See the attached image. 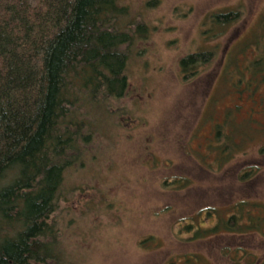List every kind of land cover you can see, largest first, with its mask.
<instances>
[{
    "label": "rangeland",
    "instance_id": "rangeland-1",
    "mask_svg": "<svg viewBox=\"0 0 264 264\" xmlns=\"http://www.w3.org/2000/svg\"><path fill=\"white\" fill-rule=\"evenodd\" d=\"M117 1L148 32L128 50L126 94L66 172L52 217L66 264H260L263 233L225 225L243 200L264 207V83L250 67L264 0ZM6 2L9 29L66 24L65 0ZM229 11L231 25L213 21ZM199 51L212 59L185 73L180 61Z\"/></svg>",
    "mask_w": 264,
    "mask_h": 264
},
{
    "label": "trees",
    "instance_id": "trees-1",
    "mask_svg": "<svg viewBox=\"0 0 264 264\" xmlns=\"http://www.w3.org/2000/svg\"><path fill=\"white\" fill-rule=\"evenodd\" d=\"M65 2L66 24L49 34L9 29L12 20L1 19L0 12V264L68 262L52 221L66 172L84 160L111 100L126 94L128 50L148 32L117 0ZM232 16L212 19L226 26ZM38 39L44 40L43 55L35 61ZM212 53L186 56L183 71L193 74ZM250 67L264 83V49ZM234 208L227 229L264 235V207L243 200Z\"/></svg>",
    "mask_w": 264,
    "mask_h": 264
},
{
    "label": "flooded vegetation",
    "instance_id": "flooded-vegetation-1",
    "mask_svg": "<svg viewBox=\"0 0 264 264\" xmlns=\"http://www.w3.org/2000/svg\"><path fill=\"white\" fill-rule=\"evenodd\" d=\"M235 12H232V11H229V12H217L215 13L213 16H216V15H221V14H233ZM213 18V17H212Z\"/></svg>",
    "mask_w": 264,
    "mask_h": 264
}]
</instances>
